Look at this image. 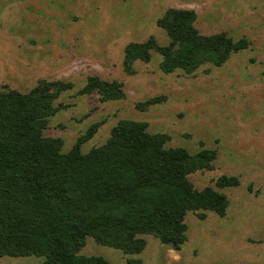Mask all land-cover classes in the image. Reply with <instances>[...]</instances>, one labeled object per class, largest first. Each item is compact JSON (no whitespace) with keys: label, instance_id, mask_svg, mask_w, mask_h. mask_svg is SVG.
<instances>
[{"label":"rangeland","instance_id":"obj_1","mask_svg":"<svg viewBox=\"0 0 264 264\" xmlns=\"http://www.w3.org/2000/svg\"><path fill=\"white\" fill-rule=\"evenodd\" d=\"M168 9L192 10L203 35L223 33L247 47L220 67L165 74L161 57L129 73L124 49L153 39L164 45L157 21ZM121 84L123 99L80 95L88 79ZM60 81L58 111L43 134L60 138L62 151L98 124L81 151L103 145L121 121H140L150 133L168 136L167 147L190 155L213 150L208 169L188 176L198 190L225 194L224 216L187 214V238L175 250L146 236L144 251L128 256L87 238L80 251L111 264H264V0H0V89L26 92L37 82ZM238 184L219 188L220 177ZM42 258L3 257L0 264H40Z\"/></svg>","mask_w":264,"mask_h":264},{"label":"trees","instance_id":"obj_2","mask_svg":"<svg viewBox=\"0 0 264 264\" xmlns=\"http://www.w3.org/2000/svg\"><path fill=\"white\" fill-rule=\"evenodd\" d=\"M192 10L168 9L157 26L167 36L131 42L123 65L148 63L160 55L165 74L193 73L205 65L222 66L231 54L247 47L223 33L203 35ZM71 84L41 80L26 92L0 89V258H42L40 264H111L101 256L80 253L87 238L128 256L141 254L146 236L178 250L186 241L188 213L224 216L228 200L212 187L196 189L188 176L208 169L213 150L190 155L167 147L168 136L152 134L140 121H121L101 146L86 153L82 145L96 133L90 127L68 152L62 140L44 136L59 97ZM98 93L103 101L123 99L121 84L88 79L80 95ZM220 177L219 188L236 186ZM130 264H140L131 259Z\"/></svg>","mask_w":264,"mask_h":264}]
</instances>
